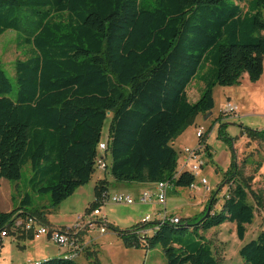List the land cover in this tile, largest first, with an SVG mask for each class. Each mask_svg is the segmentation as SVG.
Here are the masks:
<instances>
[{"label":"trees","instance_id":"trees-1","mask_svg":"<svg viewBox=\"0 0 264 264\" xmlns=\"http://www.w3.org/2000/svg\"><path fill=\"white\" fill-rule=\"evenodd\" d=\"M7 30L31 49L15 61L14 96L0 67V180L19 181L29 165L27 189L49 195L52 209L91 180L100 156L116 183L189 187L195 176L178 169L173 141L211 112L215 85H234L244 74L255 82L263 72L264 0H0V36ZM197 76L204 86L192 101L187 90ZM225 128L218 136L232 148ZM210 130L198 141L209 157ZM248 134L264 142V130ZM249 181L232 161L217 211L213 192L199 217L113 229L127 247H160L166 264H220L200 231L233 222L244 239L255 208L264 207ZM109 188L98 179L85 211L98 208ZM31 208L26 192L17 207L0 211V232L19 215L46 221ZM238 253L243 264H264V230ZM37 263L81 264L65 256Z\"/></svg>","mask_w":264,"mask_h":264},{"label":"rangeland","instance_id":"rangeland-1","mask_svg":"<svg viewBox=\"0 0 264 264\" xmlns=\"http://www.w3.org/2000/svg\"><path fill=\"white\" fill-rule=\"evenodd\" d=\"M30 49L31 47L23 44L19 35L12 30H7L0 36V67L12 82L10 96H14L17 92L15 61L26 58ZM203 86V82L197 76L187 90L190 100L195 101L198 98L200 88ZM212 92L214 99L212 115L208 119H204L202 115L197 117V121L205 126L204 132L210 127L214 132L209 139L213 152H208L213 158L211 159L205 152H200L199 158L203 166L194 180L198 183L201 176H204L207 183L197 184L195 188L169 186L165 203L167 215H178L181 219L199 217L213 192L217 202L213 205L212 211H217L227 194L229 184L221 183L224 172L232 161L244 177L250 178L252 191L260 192L264 199V142L250 138L248 134L249 130L256 132L264 130V62L262 75L257 81H250L247 74H244L238 83L231 86L215 85ZM228 102L236 105V112L223 113L222 109ZM217 117H220V123L215 122ZM109 121L110 118L107 117L102 128V142L106 141ZM221 124H226L224 131L225 135L232 139V148L225 139L222 140L218 136ZM191 132L185 139V142L189 144L188 147L195 144L194 129ZM179 144L182 143L176 142L175 147L180 148ZM202 170L204 173L200 176ZM29 177L30 167L26 165L22 168V177L19 181L3 178L0 180V211L7 212L17 207L21 197L28 192L31 195L32 208L38 211L43 210L51 225L56 228L70 226L78 216L86 213L85 209L94 200V186L98 177H104L110 181L109 195L120 191L134 198L135 201L132 204H116L109 200L110 202L102 206L101 212L105 213L110 223L102 226L105 233L100 231L101 225L97 222L81 229L77 244L86 246L89 253L85 252L86 249L82 250L76 259L79 263L166 264L160 247L148 250L127 247L113 229L116 227L126 230L141 221L146 214H149L152 219L156 215L159 217L163 215V205L155 203L157 202L155 196L150 201H154L153 203L138 201L137 194L145 188V185L116 183L107 172L97 169L87 184L78 187L71 196L52 209L49 195H38L27 189L26 181ZM249 201L254 204L250 196ZM81 225L83 227L84 223ZM245 229L243 240L237 237L236 225L233 222H225L200 233L210 243L220 264H243L238 253L239 248L244 242L254 238L259 231L264 230V207L255 208L253 221L246 225ZM8 236L10 237L4 240V248L1 252L3 258L0 264H23L25 262L23 260L27 257H32L31 261H42L46 258L61 256L57 245L42 237L27 244L26 249H21L18 246L19 241L13 238L15 235Z\"/></svg>","mask_w":264,"mask_h":264},{"label":"built area","instance_id":"built-area-1","mask_svg":"<svg viewBox=\"0 0 264 264\" xmlns=\"http://www.w3.org/2000/svg\"><path fill=\"white\" fill-rule=\"evenodd\" d=\"M236 105L230 102L226 103L222 109L224 114H229L236 112ZM203 128H198L196 132V136L200 137L203 134ZM105 147L104 143L99 144V149L103 150ZM201 145L198 144L196 147H185L183 149V161L179 164L180 169H188L195 176L199 175V171L203 166L202 161L200 160V151ZM98 168L104 169L105 163L102 161V158L98 161ZM207 183L205 177H201L199 183L193 182L190 185V188H195L197 184L205 185ZM170 184L168 182H157L154 183V191L145 190L143 191L138 201L145 203L151 201L152 197H156L157 203L165 206L167 190ZM207 188V187H206ZM109 200L116 204H132L134 203V198L124 192L114 193L109 196ZM162 212L163 215L160 217L158 221L163 222L164 220H169L171 223L178 224L181 221V218L178 215H167L165 208ZM99 214L98 209H94L87 215H80L77 217L75 222L64 228H51L45 224H43L38 218L35 216H27L25 218L17 217L13 220L12 225L10 226V230L14 233L23 232L32 234L34 237H47L52 243L56 244L59 247H65L67 249L66 257L69 259H75L79 253L82 251V247L77 244L76 234L78 232V227L84 222L88 224V226L92 225L96 221H94L95 216ZM153 219L150 215H146L142 219V223L150 222ZM84 224V225H86ZM104 226V225H102ZM101 226L100 231L105 232L104 227ZM157 228V226H155ZM150 230H146L148 232ZM8 235V229L0 232V237H5ZM25 264H38L37 261H26Z\"/></svg>","mask_w":264,"mask_h":264},{"label":"crops","instance_id":"crops-1","mask_svg":"<svg viewBox=\"0 0 264 264\" xmlns=\"http://www.w3.org/2000/svg\"><path fill=\"white\" fill-rule=\"evenodd\" d=\"M212 115V113L210 112L209 114H207V115H202L203 117H204V119H208L210 116ZM205 128V126L204 125H202L201 123H199L198 121H197V118H196V121H195V123L192 125V126H189L180 136H178L174 141H173V143H172V145H173V147L176 149V151L178 152V154H179V156H178V163L180 164L182 161H183V149L185 148V147H188L189 146V144H187L186 142H185V139L192 133L191 132V130H193L194 129V131H195V133H194V135H195V140H194V142H195V144L194 145H192V147H196L197 145H198V141H199V138L196 136V132H197V129L198 128ZM214 132L211 130L209 133H208V135H207V141H206V143L209 145V150H208V152L210 151L211 153L213 152V148H212V146L210 145V143H209V139H210V137L212 136V134H213ZM176 142H181L182 144H179L180 146V148H176L175 147V143ZM219 142H220V140H219ZM203 146L201 147V152H205V151H203ZM206 153V152H205ZM210 158L212 159L213 157L210 155ZM225 159V158H224ZM178 169H180V167L178 166ZM216 171H217V169H216ZM203 173H204V170H202L201 172H200V176L201 175H203ZM201 177H204V176H201ZM98 179H101L100 177H98L97 179H96V181L98 180ZM143 185H145V188L141 191V192H139L137 195L138 196H140V194L143 192V191H145V190H150V191H154V184H143ZM120 192V191H119ZM107 202H110L109 200H106V201H103L102 203H101V205L98 207L99 209H100V214L96 217V218H94V221H96V220H98V223L102 226V225H106V224H108L109 222L107 221V218H106V215H105V213L103 212H101L102 210H101V208H102V206L105 204V203H107ZM154 202V201H153ZM153 202H150L149 201V203H153ZM142 203V202H141ZM145 203H148V202H145ZM156 204H158L157 202H155ZM154 203V204H155ZM166 203V202H165ZM125 205V204H124ZM163 208H165V211H167L166 210V204H165V206H163ZM167 213V212H166ZM146 215H149V214H146ZM145 215V216H146ZM144 216V217H145ZM143 217V218H144ZM143 218H141V221H142V219ZM160 219V217L158 216V215H156L154 218H153V220H159ZM141 221H139V222H141ZM138 222V223H139ZM44 223H46V224H48L49 226H51V227H54V226H52L51 225V223L49 222V220H48V218L46 217V221L44 222ZM84 224H86L85 222H84ZM110 224V223H109ZM137 224V223H136ZM135 225V224H134ZM85 226H88V224H86ZM85 226H83L82 228H84ZM63 227H66V226H63ZM54 228H56V227H54ZM57 228H62V227H57ZM81 230H79L78 231V233L76 234V237L75 238H77V240L79 241V235H80V232ZM105 233V232H104ZM30 235L31 234H27V233H23V232H21V233H18V234H16L15 236H13V238L15 239V240H17V241H19L18 242V246L21 248V249H26V247L28 246L27 244H30V243H33V242H35L36 241V239H38V238H31L30 237ZM10 236H6V237H4V239L2 238V240H3V242H2V246H1V248H0V260L3 258L2 257V255H1V252H2V250H3V248H4V240H5V238H9ZM39 238H41V237H39ZM42 238H44L45 240H48V241H50L47 237H45V236H42ZM51 242V241H50ZM85 243V242H84ZM86 247V246H85ZM57 248L59 249V255H61V256H64L65 255V253H66V251H67V249L65 248V247H59V246H57ZM28 260H32V257H27V258H25L23 261H28ZM34 261H38V260H34ZM25 262L23 263V264H25Z\"/></svg>","mask_w":264,"mask_h":264},{"label":"bare ground","instance_id":"bare-ground-1","mask_svg":"<svg viewBox=\"0 0 264 264\" xmlns=\"http://www.w3.org/2000/svg\"><path fill=\"white\" fill-rule=\"evenodd\" d=\"M201 128V127H200ZM203 134H204V131H203ZM202 134V135H203ZM199 138V137H198ZM104 143V142H103ZM100 158H102L101 156H100ZM99 169V168H98ZM100 170H104V169H100ZM195 176V175H194ZM199 183V182H198ZM189 188H190V186H189ZM109 193L107 194V196H106V198L103 200V201H106V200H109ZM96 209H98L99 210V214H100V209L99 208H96ZM91 211H93V210H91ZM91 211H89V212H86L84 215H87L88 213H90ZM98 214V215H99ZM19 215V214H18ZM97 215V216H98ZM27 216H32V215H30V214H26V215H24V216H21V215H19V216H16L15 217V219L17 218V217H21V218H25V217H27ZM34 216V215H33ZM97 216H95V218L97 217ZM36 217V216H35ZM36 218H38V217H36ZM39 219V218H38ZM40 220V219H39ZM41 221V220H40ZM43 224H45V225H47V226H49L48 224H46V223H44L43 221H41ZM75 222V221H74ZM96 222L98 223V220H96ZM72 225V224H71ZM85 226V225H84ZM49 227H51V226H49ZM51 228H54V227H51ZM62 228H64V227H62ZM82 229V225H80L79 227H78V231L79 230H81ZM18 233H21V231H19V232H16V233H14V232H12L11 230H10V227L8 228V235H10V234H13V235H16V234H18ZM78 233V232H77ZM28 234V233H27ZM7 235V236H8ZM32 235V234H31ZM6 237V236H5ZM32 237L33 238H36V237H34L33 235H32ZM1 238H4V237H1ZM39 238V237H38ZM77 239V238H76ZM78 241V240H77ZM76 241V242H77ZM82 247V250H84L85 249V247L84 246H81ZM82 253V251L79 253V255ZM66 254H67V251H66V253H65V257H66ZM78 255V256H79ZM77 256V257H78ZM77 257L75 258V259H77Z\"/></svg>","mask_w":264,"mask_h":264},{"label":"water","instance_id":"water-1","mask_svg":"<svg viewBox=\"0 0 264 264\" xmlns=\"http://www.w3.org/2000/svg\"><path fill=\"white\" fill-rule=\"evenodd\" d=\"M107 114H109V112ZM209 211H210V209L208 207L207 210H206L205 216H207L209 214Z\"/></svg>","mask_w":264,"mask_h":264}]
</instances>
